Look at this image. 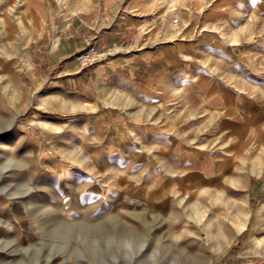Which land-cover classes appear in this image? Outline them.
Returning a JSON list of instances; mask_svg holds the SVG:
<instances>
[{
  "label": "rangeland",
  "instance_id": "obj_1",
  "mask_svg": "<svg viewBox=\"0 0 264 264\" xmlns=\"http://www.w3.org/2000/svg\"><path fill=\"white\" fill-rule=\"evenodd\" d=\"M221 1L0 0V264H264V0L231 19ZM89 26L171 30L176 74L63 89Z\"/></svg>",
  "mask_w": 264,
  "mask_h": 264
},
{
  "label": "crops",
  "instance_id": "obj_2",
  "mask_svg": "<svg viewBox=\"0 0 264 264\" xmlns=\"http://www.w3.org/2000/svg\"><path fill=\"white\" fill-rule=\"evenodd\" d=\"M254 2H261L260 0H222L221 6L222 8H225V14H223V17H226L227 19H231L234 17L235 13L242 12L244 15H251V12H253L252 9V3ZM254 10L256 11L257 8L254 7ZM90 27L89 31V37L90 41L95 42V45L103 51H107L110 56V58L101 64L94 65L92 67H88L84 69L83 71H67L65 75L62 78H59L53 82H58L60 86L63 87V89H66L67 91L72 88H77L80 84H84L86 87V90L88 89L90 93L94 89L97 93L99 91V95L101 96L102 90L100 89V86L107 85L111 82H118V81H128L129 77L132 78L131 80L133 82L138 81L142 75H143V68L145 66H148L150 64L157 65L159 64L160 67V76H169L171 77L172 73L176 74V70L171 69V57L172 53L177 54L178 51L182 50V42L175 43L172 45L169 43V37L172 34L171 30L169 32L164 33V35H167V38L163 41L165 43L155 45L154 47H148L147 43L150 42L148 39L142 41L140 36L141 34L136 32L135 29H127L122 30L118 29V31H122L120 33H116L114 30H101L97 29L96 27ZM235 27L230 35L232 36V39L239 40V42L242 40L241 35L246 36V34H250V31H246V28L243 30ZM96 31V33L92 32ZM114 31V32H113ZM125 31V32H123ZM215 31V30H214ZM219 32H207L202 33V37H200L198 40H196V47H199L200 49L204 50H212V52H215L218 55V52L220 51L222 41L219 37ZM236 36V37H235ZM134 37H137V40H134ZM133 44H130L131 42ZM117 43L124 42L128 46H134L136 49L130 53L126 54L124 56H117L114 55L115 48L113 45L116 46ZM145 42L144 45L142 43ZM127 45H125L127 47ZM125 47V48H126ZM261 51L258 52V54L264 55V49L261 47ZM249 52V51H248ZM254 52V51H250ZM249 56V53H248ZM244 61V60H243ZM244 65L247 64L246 61H244ZM74 66H71L73 68ZM197 74L196 77H209L208 75L202 76L203 74ZM88 75V81L85 80V76ZM166 76V77H167ZM158 75H155L153 80H157ZM211 82H216V78L214 76L210 77ZM184 82V81H181ZM88 87V88H87ZM88 94V93H86ZM207 99H209V104H214L216 102H219V94H210L207 95ZM88 99V97H86ZM218 99V100H217ZM93 100V99H91ZM221 104V103H220Z\"/></svg>",
  "mask_w": 264,
  "mask_h": 264
},
{
  "label": "built area",
  "instance_id": "obj_3",
  "mask_svg": "<svg viewBox=\"0 0 264 264\" xmlns=\"http://www.w3.org/2000/svg\"><path fill=\"white\" fill-rule=\"evenodd\" d=\"M108 58L107 51L100 50L96 45H91L78 55L77 60L81 68H87L105 62Z\"/></svg>",
  "mask_w": 264,
  "mask_h": 264
},
{
  "label": "bare ground",
  "instance_id": "obj_4",
  "mask_svg": "<svg viewBox=\"0 0 264 264\" xmlns=\"http://www.w3.org/2000/svg\"><path fill=\"white\" fill-rule=\"evenodd\" d=\"M34 9V8H33ZM53 56V55H52ZM234 76V75H233ZM232 77V76H231ZM237 77V76H236ZM230 79V78H229ZM234 79V78H233ZM237 79V78H236ZM235 79V80H236ZM238 80V79H237ZM234 81V80H233ZM239 81V80H238ZM251 89H252V87H251ZM220 99V98H219ZM222 103H224V102H222ZM225 119V118H224ZM232 120V119H231ZM230 120V121H231ZM223 121V120H222ZM227 122H229V121H227ZM232 123V122H231ZM230 124V123H229ZM233 124V123H232ZM231 126V125H230ZM236 130V129H235ZM184 132V131H183ZM233 132H234V130H233ZM185 133V132H184ZM183 133V134H184ZM188 134V133H187ZM186 139V138H185ZM194 141V140H193ZM190 143H191V141H190ZM193 144V143H192ZM181 150V147L180 146H177V147H175V152H177V153H179V151ZM10 163V162H9ZM7 165H8V163H7ZM255 168V167H254ZM256 170H257V168H256ZM259 171V170H258ZM35 188V187H34ZM112 194V193H111ZM110 196V193H108L107 195H105V198H108ZM23 205V204H22ZM26 206V205H25ZM27 207V206H26ZM40 207V206H39ZM48 209V208H47ZM52 209V208H51ZM38 212V211H37ZM61 212V211H60ZM263 212H264V204H261L260 205V208H259V216H257L258 218L259 217H261V215L263 214ZM43 213V212H42ZM41 213V214H42ZM63 213V212H62ZM40 214V215H41ZM58 214V213H57ZM46 217V216H45ZM44 217V218H45ZM20 218V217H19ZM43 218V217H42ZM54 218V217H53ZM56 218V217H55ZM61 221V220H60ZM63 221V220H62ZM64 221H66V223L67 224H73V225H75V224H80V223H82V225H86V226H91V222H89V221H83V222H81V221H74V219L73 218H70L68 215H66L65 216V218H64ZM45 222V221H44ZM47 222V221H46ZM48 223H49V221H48ZM7 233L4 231L3 233H2V235L3 236H5Z\"/></svg>",
  "mask_w": 264,
  "mask_h": 264
}]
</instances>
